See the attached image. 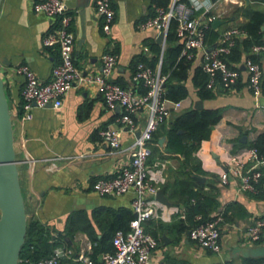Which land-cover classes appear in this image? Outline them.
Returning <instances> with one entry per match:
<instances>
[{
    "label": "crops",
    "instance_id": "obj_1",
    "mask_svg": "<svg viewBox=\"0 0 264 264\" xmlns=\"http://www.w3.org/2000/svg\"><path fill=\"white\" fill-rule=\"evenodd\" d=\"M37 1L1 0L0 3V76L12 113L17 168L26 214L28 218L34 217L47 225L51 234L61 232L64 236L72 217L86 215L100 238L106 220L111 221L122 210L132 212L133 192L118 196L99 195L92 190V185L98 179L114 177L129 163V147L143 132L147 114L142 110L135 116V130L122 132L121 147L116 152L110 151L99 133L107 127H117L121 111L119 108L108 109L92 83L77 82L66 94L60 108L33 105L32 118L22 119L20 91L23 77L16 73V68L27 65L40 81L46 82L58 59L57 47L42 45V38L51 23L44 14L34 10L33 4ZM200 1L202 4L194 8V16L200 21L205 22L208 15L220 14L215 19L218 20L216 26L211 23L218 37L209 47L218 44L227 28L246 24L252 12L264 14V0H231L226 4H220L218 0ZM111 4L115 17L110 33L105 34L103 20L96 12V0H69L67 3L72 15L70 29L74 35V62L82 76L99 72L102 55L113 52L117 63L110 80L132 88L135 85V63L140 58L161 71L162 62L168 68L172 65L170 60L176 62L182 57L181 50L175 57L172 52L179 44L174 28L170 38L167 35L164 42L158 43L154 30H139L137 27L154 14L155 0H111ZM261 29L264 32V25ZM245 37L246 33L238 40ZM262 39L264 41V34ZM246 54L242 51L241 59L231 65L240 72L235 90H218L215 97L204 100L197 97L192 83L194 71L200 67V53L190 59V67L182 80L188 88V95L173 101L178 102V106H169L166 120L157 127L148 144L147 165L164 180L160 188L164 189L169 202L165 205L158 201L161 204L159 216L145 223L146 231L156 234L157 247L151 255L152 264H255L264 260V239L250 242L246 238L248 225L255 218L264 216V199L238 192L232 181L228 184L220 182V173L225 170L229 155L246 148L264 133V95L255 98L246 86L247 72L243 66ZM162 74L168 80L170 70ZM199 100L202 107L195 108ZM191 109H220L221 116L210 138L203 140L187 160L182 154L167 152V130L176 117ZM26 153L32 160L31 165L25 158ZM194 164L202 172H193V178L200 185L194 190L213 195L217 203L209 217L226 211L219 224L221 250L218 253L200 247L188 237L191 221L186 215L187 198L179 192V182L182 174L190 172ZM80 238L90 240L84 230L72 231L65 239L73 249L79 250ZM105 253H97L94 259L99 262ZM65 264L79 262L67 260Z\"/></svg>",
    "mask_w": 264,
    "mask_h": 264
},
{
    "label": "built area",
    "instance_id": "obj_2",
    "mask_svg": "<svg viewBox=\"0 0 264 264\" xmlns=\"http://www.w3.org/2000/svg\"><path fill=\"white\" fill-rule=\"evenodd\" d=\"M69 0H39L33 4L36 12L49 18L51 28L44 34L42 45L45 48H58V59L52 66L50 79L40 81L33 70L27 65H20L16 73L23 77L20 91L22 99V119L32 118L33 105L45 107L51 104L53 108H60L68 91L74 85L89 82L96 85L106 107L110 110L119 108L117 127H107L100 131L101 139L108 145L111 152L121 147V134L124 130H135V116L142 110L146 111L147 120L143 132L129 147L130 161L120 168L118 173L108 179H98L92 185V190L99 195L118 196L129 191L133 192L131 211L133 219L127 230H117L112 237L113 252H106L97 262L91 254L94 243L87 238H80L79 250L68 245L59 234H51L49 243L59 241L51 253L35 261L23 260L25 264H64L66 260L79 264H152L151 255L157 247L156 238L145 230V223L159 216L161 204L155 195L164 180L147 165L148 144L157 127L166 120L169 106H178L164 96V84L167 76L159 68H153L139 62L133 74L135 85L132 88L123 87L110 80L117 63V56L113 52H106L101 57L99 72L82 76L76 67L73 56L74 35L70 29L72 15L68 12ZM226 4L231 0H218ZM200 0H171L164 7H156L154 14L138 24L139 30L152 29L158 36L163 33V42L172 25L176 40L181 45V56L193 59L200 53V67L207 75L205 87L212 91L235 90L240 77L237 68L230 66L225 57L234 47L239 36L245 35L237 27L224 30L218 44L209 47L205 41V30L218 15L206 16L205 22L194 16V8L199 6ZM207 9L206 11H208ZM96 12L103 20L102 30L110 33L115 12L111 0H96ZM254 54L264 53V41L251 47ZM243 66L247 72L246 86L257 98L261 95V66L250 59L243 58ZM139 88V89H138ZM142 88V91H140ZM24 143H21V147ZM26 160L31 165V159L26 153ZM264 178V157L258 155L254 146H247L229 155L225 163V170L220 173V182L228 184L234 182L240 193L253 194L258 190ZM199 221L189 229L188 237L200 247L212 252H220V228L223 221L222 214H216L208 220L202 221L201 215L195 217ZM246 238L250 242L264 239V216L255 218L246 228ZM21 260L18 261V263ZM255 264H264L261 260Z\"/></svg>",
    "mask_w": 264,
    "mask_h": 264
},
{
    "label": "trees",
    "instance_id": "obj_3",
    "mask_svg": "<svg viewBox=\"0 0 264 264\" xmlns=\"http://www.w3.org/2000/svg\"><path fill=\"white\" fill-rule=\"evenodd\" d=\"M155 2L157 7L166 8L169 5L170 0H155ZM262 25H264V14L252 12L249 15L248 22L239 27V29L246 33V37L243 40H236L234 47L225 57V61L231 66L232 63L238 62L241 59L242 51L246 52L247 54L245 57H249L253 61L257 62L262 68L260 85L261 94L264 95V53L254 54L251 52L252 45L263 43L262 37L264 32L261 29ZM173 28L174 25L171 26L167 33V35H169L168 38L172 36L171 31ZM217 37L218 34L211 28V24L208 25L205 30L206 44L210 45L216 40ZM178 45L172 49L174 57L179 54L181 50V45ZM170 61L172 63L170 67H165L164 62H162L161 66V71L164 73L170 70L169 78L165 82L164 96L169 100L179 101L188 95V88L182 83V80L186 77V71L189 69L191 61L187 60V58L184 56L180 57L178 60H176V62L174 61L175 64L172 60ZM139 62L148 64L144 59L140 58L136 61L135 67ZM150 65L151 64H149V66ZM207 79L208 77L202 71L201 67L195 69L194 75L192 77V83L196 88L197 97L201 100L211 99L215 97L216 94V91L209 90L205 87ZM219 91L223 92V90ZM220 116V109H191L176 117L175 120L172 121L170 128L167 130V152L182 154L188 160L190 155L198 150L201 142L210 138L211 131L214 125L219 121ZM248 146L256 147L258 155L264 157V133L258 135L248 144ZM193 172L199 174L202 173L199 166L194 164L191 167L190 172H184L182 174L183 178L179 182V192L182 195H185L187 198V203L185 202L187 209L186 215L189 221H191L188 229L192 228L199 222L195 220L197 215H201L202 221L210 219V211L215 209L217 206L215 197L213 195L209 193L204 194L198 190H194V187L200 185L193 178ZM250 195L264 199V178L261 180L257 192ZM225 214L226 211H224V214L222 213V216L224 217ZM132 219L133 213L129 210H122L119 215H114L111 221L102 219L106 220V222L103 227L104 232L99 238L94 233L92 224L86 215H78L76 217H72L69 220V229L67 230L66 234L70 235L72 231L77 230H84L86 233H88L90 240L94 243L91 254L92 258L94 259V255L99 252L114 251V247L112 245L113 234L117 230H127ZM58 234L67 243L65 239L66 234L65 236L62 235L61 232H58ZM153 236L156 238V234H153ZM50 238V228L38 221L36 218L29 217L27 220L25 241L19 254V260L21 261L18 264H25L23 260L35 261L40 258L47 257L51 253L52 248L59 244V241L49 243Z\"/></svg>",
    "mask_w": 264,
    "mask_h": 264
},
{
    "label": "water",
    "instance_id": "obj_4",
    "mask_svg": "<svg viewBox=\"0 0 264 264\" xmlns=\"http://www.w3.org/2000/svg\"><path fill=\"white\" fill-rule=\"evenodd\" d=\"M217 23L218 20H214L213 26ZM162 38L163 33H160L157 42L160 43ZM201 107L202 101L199 100L195 108ZM17 164L12 113L0 76V264H18L27 231V214ZM163 192L164 189L159 188L155 197L159 202L169 205Z\"/></svg>",
    "mask_w": 264,
    "mask_h": 264
},
{
    "label": "rangeland",
    "instance_id": "obj_5",
    "mask_svg": "<svg viewBox=\"0 0 264 264\" xmlns=\"http://www.w3.org/2000/svg\"><path fill=\"white\" fill-rule=\"evenodd\" d=\"M27 220H28V215H27Z\"/></svg>",
    "mask_w": 264,
    "mask_h": 264
}]
</instances>
